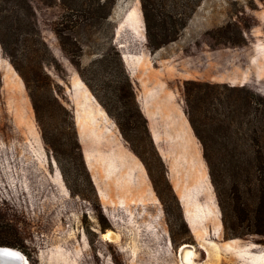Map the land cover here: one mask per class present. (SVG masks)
Wrapping results in <instances>:
<instances>
[{"label":"rangeland","instance_id":"374dc122","mask_svg":"<svg viewBox=\"0 0 264 264\" xmlns=\"http://www.w3.org/2000/svg\"><path fill=\"white\" fill-rule=\"evenodd\" d=\"M29 1L36 26L29 23L31 12L18 5L22 22L14 29L41 48L44 76L75 119L92 183L71 147V117L60 113L58 126L69 132L58 160L43 140L28 88L10 57L12 49L0 42V210L18 228L17 249L29 264H187L177 254L185 243L195 249L190 264H253L249 253L264 250V236H225L203 148L186 114L184 83L247 86L264 95V0H200L180 36L155 52L131 31V20L140 11L146 39L142 0H117L109 19L95 26L82 15L73 16L67 34L80 42L73 56L83 67L109 53L112 36L149 135L134 121L116 119L122 110L114 91L120 79L116 64L109 72L102 69L98 78L87 71L92 89L61 47L57 29L63 8ZM152 1L171 10L186 2ZM37 30L48 52L35 37ZM162 98L174 105L161 128L164 139L168 143L178 133L190 155L183 159L190 163L179 168L161 156L152 137L151 126L157 124L152 118L160 114L156 100ZM200 161L209 177L186 183L189 165L201 167ZM109 230L110 238L105 236ZM252 245L258 248H248Z\"/></svg>","mask_w":264,"mask_h":264},{"label":"trees","instance_id":"16d2710c","mask_svg":"<svg viewBox=\"0 0 264 264\" xmlns=\"http://www.w3.org/2000/svg\"><path fill=\"white\" fill-rule=\"evenodd\" d=\"M1 1L10 6H3ZM40 1L48 6L59 4L63 8L64 12L60 22L62 26L57 29L61 47L70 56L82 78L92 89L93 86L87 78V71L91 69V75L96 74L95 78H98L102 69L109 72L110 68L108 67L113 63L116 64L120 79L117 81L118 85L114 86V91L119 103H122V105L120 104L122 110L118 112L116 119L123 118L128 123L134 121L135 126L142 125L145 133L149 135L146 118L137 103L130 75L120 51L113 43L112 36L109 42V53L103 52L100 58L94 60L87 67H83L81 60L73 56L74 52L81 47L80 42L75 39L76 37L67 34L68 29L72 30L73 16L86 17L91 21L90 26L107 21L117 0ZM184 1L186 2L181 6L173 5L171 10L164 9V6L156 7L155 1L142 0L146 39L140 11H138L139 17L137 15L135 18L137 20L132 19L130 23L133 35L139 41H147L148 48L154 52L175 41L188 24L196 5L200 2V0ZM174 4H177V1H174ZM18 5L31 12L29 23L33 27L36 26V14L29 0H0V42L3 47L8 43L12 49L10 57L22 74L28 88L43 140L58 160L62 153L64 134L69 132L58 126L59 119L63 120L60 113L63 111L71 117V147L73 151H77L81 166L91 183L82 155L75 119L55 95L52 81L44 76L42 65L44 56L41 48L34 47V38L22 37L14 29L16 23L22 22V17L16 10ZM136 5L137 3H135L137 8ZM4 9L10 13L3 14ZM132 12L131 10L124 24L129 22ZM122 28L123 26L118 32ZM35 37L39 38V42L41 40L44 52H48L38 30L35 32ZM23 45L24 47H22ZM123 55L128 54L124 53ZM18 56L21 61L20 65L25 63V68L22 66L23 69L17 62ZM93 91L100 99L97 92ZM184 97L188 120L202 145L203 156L216 192L225 236L233 239L249 234L264 236V95L247 86L189 80L184 83ZM156 101L160 114L152 118L157 122L156 127L151 126L153 140L163 158L169 159V163L178 164V168L180 165L182 167V163L189 162L183 160L187 156L182 149L183 141L179 139L178 133H175V136L169 137L167 143L161 130L165 124L164 120L170 118L174 111V105L167 98ZM188 129L193 135L190 126ZM187 157L190 159V155ZM195 163L189 165V170H187L189 175L185 180L190 185L193 184L194 178L202 183L203 179L209 177L208 174L205 176L202 168L204 164L200 161L201 167H199ZM202 189L204 190V188ZM208 191L213 193L211 189ZM0 245L16 248L20 245L18 228L3 215L1 210ZM248 248L258 247L252 245ZM263 253L264 250L259 253H249L251 262L264 264Z\"/></svg>","mask_w":264,"mask_h":264},{"label":"water","instance_id":"95a60500","mask_svg":"<svg viewBox=\"0 0 264 264\" xmlns=\"http://www.w3.org/2000/svg\"><path fill=\"white\" fill-rule=\"evenodd\" d=\"M193 247L194 245L187 243L181 245V247L177 251V254L180 257V259H181V253L183 251H185L186 249H191ZM23 257L24 256H22V253L17 251L16 248L0 245V264H24L25 260Z\"/></svg>","mask_w":264,"mask_h":264},{"label":"bare ground","instance_id":"6f19581e","mask_svg":"<svg viewBox=\"0 0 264 264\" xmlns=\"http://www.w3.org/2000/svg\"><path fill=\"white\" fill-rule=\"evenodd\" d=\"M105 236L106 237H112V231L111 230H109L106 234H105ZM16 250L17 251H19L20 253H22V256H24L23 258H24V264H29V260H28V258L25 256V254L23 253V252H21L19 249H17L16 248ZM194 254H195V249H194V247L193 248H191V249H186L185 251H183L182 253H181V261H187L186 263L187 264H190L191 263V261H192V257L194 256ZM180 258V257H179ZM190 261V262H189Z\"/></svg>","mask_w":264,"mask_h":264}]
</instances>
